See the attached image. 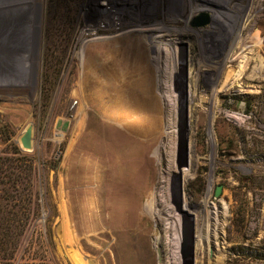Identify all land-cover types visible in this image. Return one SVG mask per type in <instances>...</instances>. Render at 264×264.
<instances>
[{"label": "rangeland", "instance_id": "1", "mask_svg": "<svg viewBox=\"0 0 264 264\" xmlns=\"http://www.w3.org/2000/svg\"><path fill=\"white\" fill-rule=\"evenodd\" d=\"M0 165V264H264V0H0Z\"/></svg>", "mask_w": 264, "mask_h": 264}, {"label": "water", "instance_id": "2", "mask_svg": "<svg viewBox=\"0 0 264 264\" xmlns=\"http://www.w3.org/2000/svg\"><path fill=\"white\" fill-rule=\"evenodd\" d=\"M208 22V18L203 15L197 17L194 20V24L197 26L204 25ZM32 133L33 127L32 125H28L20 136L19 143L23 150H32ZM222 191V185L219 184L215 187L213 196L216 198L220 195ZM182 214L187 213L181 210ZM189 217L188 223H183L182 231H181V242H180V256H181V264H194L195 258V229H194V219L192 216Z\"/></svg>", "mask_w": 264, "mask_h": 264}, {"label": "trees", "instance_id": "3", "mask_svg": "<svg viewBox=\"0 0 264 264\" xmlns=\"http://www.w3.org/2000/svg\"><path fill=\"white\" fill-rule=\"evenodd\" d=\"M11 150H12V153H14V155L16 156V160H18L19 162H26L28 159L26 158V155L24 154V152L18 147L16 146L15 144H13V146L11 147ZM17 169H12V171H10V173L7 175V174H3L2 172V169H1V165H0V196H1V193L3 191H7L6 193V197L9 198L11 197V199H16V197L18 196L17 195V192L20 191L19 190V184L22 183V181L25 179V176L22 175V173H20V171L18 170V166L16 167ZM7 177V179H6ZM8 184V186H10V190H14V194H10L8 192H11L9 190V187H6ZM19 203V201H18ZM10 203H7V208L4 209L3 207V204H0V214H2L5 210H6V213L7 215L8 214H13L14 216L18 215V214H22L23 216L25 215L24 213V209L25 207L22 205V204H12V205H9ZM16 206V207H15ZM3 207V208H2ZM15 208V210H14ZM4 209V210H3ZM0 219H2L0 217ZM9 219V218H7ZM15 225V224H14ZM8 226V225H7ZM7 226H6V229H7ZM13 225L11 224V227ZM3 227V222L0 221V229ZM10 227V228H11ZM15 227V233L12 234L11 232V235L9 236V234L7 233V238L5 239V237H0V247L2 246V244L4 243H9V239L11 238L12 235H17L18 231L21 233L22 232V224H16ZM9 228V229H10ZM20 233L18 235H20ZM17 235V236H18ZM10 237V238H9ZM13 241L11 240L10 243H12Z\"/></svg>", "mask_w": 264, "mask_h": 264}, {"label": "bare ground", "instance_id": "4", "mask_svg": "<svg viewBox=\"0 0 264 264\" xmlns=\"http://www.w3.org/2000/svg\"><path fill=\"white\" fill-rule=\"evenodd\" d=\"M105 4L103 3L102 6H104ZM91 31V30H89ZM150 38H151V41L153 44H156V46L160 47L162 45H159V44H163L166 40L165 39H162L160 38L158 35H155L154 33L153 34H150ZM148 39V38H147ZM150 41V42H151ZM149 42V43H150ZM252 52V51H251ZM175 56V55H174ZM242 56V57H241ZM238 57V59L240 60L239 64H238V71L237 73L235 74L234 78H233V81L229 84L230 87L232 86H237L239 88H242V84L240 83V78L242 77L243 75V72L246 68V66L248 65L247 62H248V56L247 55H241ZM176 57V56H175ZM250 58V57H249ZM252 58V57H251ZM260 59V57H259ZM262 60V58H261ZM260 60V61H261ZM149 75V74H148ZM225 86V85H224ZM245 90V89H244ZM17 109V108H16ZM192 159V158H191ZM186 170V168H185ZM183 172V171H182ZM188 175V174H187ZM180 239V238H179ZM178 252V251H177ZM215 256V255H214ZM178 257L180 258V256L178 255ZM89 260V259H87ZM94 264V263H93ZM96 264V263H95ZM194 264H195V258H194Z\"/></svg>", "mask_w": 264, "mask_h": 264}, {"label": "crops", "instance_id": "5", "mask_svg": "<svg viewBox=\"0 0 264 264\" xmlns=\"http://www.w3.org/2000/svg\"><path fill=\"white\" fill-rule=\"evenodd\" d=\"M125 94H127V95H131V94H134V92L133 91H127V92H125ZM117 117L121 120H123V121H125L126 120V116H124V114H122V116L119 114V115H117ZM127 125L129 126V127H131L130 125H129V123H127ZM126 125V126H127Z\"/></svg>", "mask_w": 264, "mask_h": 264}]
</instances>
